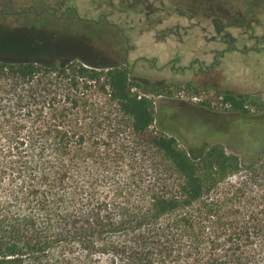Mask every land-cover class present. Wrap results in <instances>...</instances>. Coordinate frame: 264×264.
<instances>
[{"label": "trees", "instance_id": "1", "mask_svg": "<svg viewBox=\"0 0 264 264\" xmlns=\"http://www.w3.org/2000/svg\"><path fill=\"white\" fill-rule=\"evenodd\" d=\"M141 5V12H157L147 0L126 10ZM187 8L173 3L160 12L203 11ZM43 43L19 42L26 59H0V264H264V147L241 155L217 145L192 147L167 128L165 105L155 107L133 91L139 84L126 68L62 60ZM48 71L78 92L64 103L87 105L85 92L95 87L113 110L79 117L33 111L37 99L4 102L5 90L27 91ZM221 95L230 110L247 112L244 97ZM123 119L137 144L162 161L160 176L137 193L108 176L125 147L119 151L106 140L120 139ZM133 177L136 186L141 180Z\"/></svg>", "mask_w": 264, "mask_h": 264}, {"label": "rangeland", "instance_id": "2", "mask_svg": "<svg viewBox=\"0 0 264 264\" xmlns=\"http://www.w3.org/2000/svg\"><path fill=\"white\" fill-rule=\"evenodd\" d=\"M133 1L0 0V59L24 60L28 56L16 48L19 42L44 41L52 44L62 60L71 59L74 63L97 68H126L131 71V81L139 84L133 91L151 98L155 107L165 105L171 120L167 128L190 146L217 145L238 155L264 147V136L260 133L264 129L261 124L264 117V0H147L157 12L146 21L137 14L145 6L126 10ZM62 3L72 4V9H64ZM173 3L184 4L185 9L188 5L189 14L195 13L192 10L199 5L203 11L192 19L176 16V24L171 27L175 28V33L163 40L153 39L150 32L140 34L163 17L162 5L168 7ZM165 26L170 24L165 22ZM225 31L236 39L233 43L228 42ZM225 39L227 41H223ZM214 53L219 63L207 73L194 76L181 68L189 66L196 58L202 60L206 54ZM193 70L196 71L197 66ZM66 84L57 72H43L32 88L24 87L27 91L8 88L2 98L9 105L20 98L29 103L37 99L31 109H43L49 114L72 111L80 117L87 110L99 115L113 110L111 105H103L104 97L95 87L85 92L90 99L87 105L82 103L73 108L64 103L65 95L72 98L76 94L68 90ZM224 92L244 97L247 112L222 106L219 96ZM194 96L201 100H192ZM202 102L209 106L200 104ZM123 120L120 139L117 142L110 137L106 140L119 151L125 147L122 161L108 176L112 185L137 193L142 185L158 177L162 161L158 153L137 144L129 122ZM154 129L152 126L151 130ZM135 142L138 146H134ZM180 146L183 147L181 143ZM133 175L141 180L136 186L130 184ZM166 175L170 174L166 172ZM108 185L103 191L108 190Z\"/></svg>", "mask_w": 264, "mask_h": 264}, {"label": "flooded vegetation", "instance_id": "3", "mask_svg": "<svg viewBox=\"0 0 264 264\" xmlns=\"http://www.w3.org/2000/svg\"><path fill=\"white\" fill-rule=\"evenodd\" d=\"M137 14L141 15L142 18H144V20H148L149 18H151V16L155 13H145V12H137ZM161 14V13H160ZM158 14V15H160ZM163 17H160L159 21L157 22V24L153 27H147V29H143L140 34H143V33H147V32H150L152 33V37L153 39L155 40H163L165 37L169 36L170 34L172 33H175V28H171L174 24H176V16H178L177 14H169L167 15L166 13H162ZM179 17H183V16H179ZM187 19H192L193 16L191 17H185ZM171 19H174L172 20V22H168L170 21ZM209 19V18H208ZM213 19V18H212ZM143 20V19H142ZM165 22L166 23H169L170 26H165ZM213 23V22H212ZM112 24V23H111ZM162 25L163 28H159L158 26ZM215 26V25H214ZM159 28V29H157ZM117 31H121V29L117 28ZM216 31H219L218 33H222L221 31L222 30H218L216 28ZM161 32V33H160ZM225 36L228 38V42L229 43H233L236 39L234 37H232V35H228V31H225L224 32ZM207 34H205L206 36ZM223 41H227L226 39L223 40ZM144 58H147L146 56H142ZM173 60V59H171ZM176 60V59H175ZM170 61V60H169ZM167 61V62H169ZM177 61V60H176ZM219 63V57L218 55H216L215 53L214 54H206V58H203L202 60L196 58L189 66L187 67H182V70L184 71H191L192 74L194 76H198L199 74L201 73H207L209 72L211 69H214L215 65ZM194 66H197V70L199 71H195L193 70V67ZM205 66V67H204ZM198 67H200L201 69H198ZM204 68V69H203ZM129 72V76H130V70H128ZM239 96V95H237ZM240 97V96H239Z\"/></svg>", "mask_w": 264, "mask_h": 264}, {"label": "built area", "instance_id": "4", "mask_svg": "<svg viewBox=\"0 0 264 264\" xmlns=\"http://www.w3.org/2000/svg\"><path fill=\"white\" fill-rule=\"evenodd\" d=\"M219 97H220V103H221V105L224 106V107H228V108H229V105H227V104H223V102H222V99H223L222 95H220ZM192 100H194V101H200L201 99L198 98V97H196V96H194V97L192 98Z\"/></svg>", "mask_w": 264, "mask_h": 264}]
</instances>
